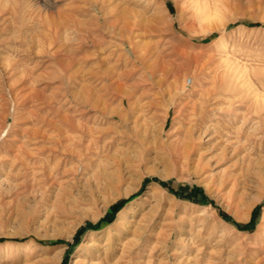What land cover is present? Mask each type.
<instances>
[{"label": "rangeland", "instance_id": "374dc122", "mask_svg": "<svg viewBox=\"0 0 264 264\" xmlns=\"http://www.w3.org/2000/svg\"><path fill=\"white\" fill-rule=\"evenodd\" d=\"M207 1L208 17H194L183 0H22L32 14L35 47L22 61L27 76L16 88L26 90L18 98L9 88L17 78L6 68L24 56L21 24L0 10V163L18 168L25 158L8 151L40 150L28 138L34 131L58 140L62 150L61 174L50 189L31 171H2L0 264H129L130 250L137 264H264V199L248 206L264 185V138L258 137L264 133V0ZM124 95L133 109L125 126L107 114L122 108ZM203 111L210 131L234 130L235 144L244 136L238 132L257 136L241 186L244 202L230 205L227 191L196 158L175 162L165 154L129 197L99 190L102 175L114 173L112 157L135 142L126 134L157 131L164 121L167 132L181 130ZM34 157L36 168L55 162ZM150 186L164 196L163 208L146 220L154 239L131 236L107 258L106 239L119 214L132 211ZM72 205L74 213L64 214ZM175 226L182 228L164 251L162 239ZM90 235L100 257L82 250Z\"/></svg>", "mask_w": 264, "mask_h": 264}, {"label": "bare ground", "instance_id": "6f19581e", "mask_svg": "<svg viewBox=\"0 0 264 264\" xmlns=\"http://www.w3.org/2000/svg\"><path fill=\"white\" fill-rule=\"evenodd\" d=\"M183 1L186 5V8L190 10L192 16L208 17L210 12L208 8L207 0H183ZM20 2H22V0H6L5 2L2 3V6L0 8L1 12H6V13L9 12L12 16H15V19L21 24V28H19V35H18V39H19L18 45L21 48H24V51H23L24 56H22V59L20 62L19 61L13 62L12 60L13 63L8 65L6 68V70L11 75L10 77H12L13 79L17 78L15 82H12V84L9 85L11 92L16 96V98L20 96V93L22 91L26 90L25 87H23V89L21 90H18L16 88V84L18 82H22V80L27 76V72L24 69V64L22 61L25 60V58H27V56H25L27 52L32 51L35 47L34 37L33 35H30L33 29L32 24H34V22L32 21V14L30 11L26 10L24 5L23 7L25 9L21 7ZM150 75L153 76L154 72L151 71ZM216 94H214L213 96H215ZM218 98L219 96L217 95L212 100H217ZM205 103L206 104L211 103V100L209 99L208 103L207 102ZM85 106L92 107V108L95 107L94 105L88 103L87 101L85 103ZM121 107L122 108L118 112L112 111L107 114L109 115V117L118 118V120L122 122L125 126L128 124V121H129L128 117L129 115L132 114V110H133L132 105L129 101V98L126 95L122 97ZM126 107H128V113L124 115L122 111ZM204 108L203 110H205ZM204 113L205 112L203 111L202 114L196 117V119L192 121V124H190L189 127L182 128V129L180 128L181 130H177V131L172 130V132L171 131L167 132L166 125H165L166 121H164V123L161 125V127L157 131L150 130V128L149 129L145 128L146 130L141 133L133 131L131 135L126 134L127 137H129L130 139H133L135 142L132 143L128 141L129 143L126 144L128 148L127 149L124 148L120 150L119 155L115 154L112 157L110 166L115 167L114 173L102 175V179L99 184V186L101 187L99 188V190L100 189L107 190L108 188H110L113 190H117V193L119 195L118 198L129 197L134 192H137V190L141 187L142 182L144 181L146 175H148L149 173H154V168L153 167L149 168L150 164L156 163L158 158L161 155L165 154L167 157H169L170 160L174 159L175 162L179 161L180 159H184L186 162H191L193 158H196V160L198 161L197 165L204 164L205 168L209 169V175L213 179H217L219 181L220 188L227 191L226 198L230 205H233L237 202L239 204L244 202L245 195H246V188L241 187V186L243 184H246L247 182L246 181L247 178L245 174L246 172L250 170L249 167L251 163L253 162V158H251L250 151L254 149V144H253L254 138H256L257 136L255 135V133H251V131L238 132L236 133L237 135L242 134L243 136L244 134V136L242 137L241 140H239V142L235 144L234 141L233 142L231 141L232 139L230 137L234 133L233 132L234 130L232 129H223L221 131L211 130L212 131L211 133V131L209 130L210 127L206 125V122L208 121H207V118L204 117ZM214 113L212 114V116L214 115ZM167 116H168V113H167ZM42 124H44L46 128L47 127L54 128V126H51L52 124L50 122H47V123L42 122ZM258 137L264 138V133L262 134V136L258 135ZM28 138L31 143L32 142L40 143L41 149L36 150L35 152H32V151H29L28 149L25 150V148H22L20 151L16 152V154H14L11 151H8L7 153L12 155V157H16V159H20L21 157L25 159L23 160L24 162L18 168H14V162H12L9 165L8 162L1 161L0 166L3 169L0 170V178L3 177L1 175L3 174L2 171H4V173L6 171L8 172H14V171L18 172L19 171L20 172L22 169H24L27 173L31 171V174L35 178L39 177V179L43 182L44 187H47L48 189H50L57 182L61 174L58 170L59 162H57L56 160V159L60 160L59 159V157L61 156L60 152H62V150L59 151L58 148H56L59 146L58 145L59 141L58 140L55 141L53 137H49L47 136L45 132L43 133L40 131L32 132L31 134H29ZM235 139H236V136H235ZM246 143H250V144L246 146L245 145ZM106 145L107 144H105L104 147ZM91 148L92 146H89L88 152L91 150ZM68 154L72 155V153H68ZM81 154L82 153H80L79 155ZM39 155L51 156L53 158L52 160H55V162H53L51 166L47 165L49 168H46V164L48 161V159H46V161L44 160L43 164L40 165V167L36 168L34 165L38 164L39 162H38V158L34 156H39ZM79 159H83V156L82 158L81 156H79ZM143 169H146L145 173L143 172ZM133 171L136 172L135 174L136 178L133 181L134 184L132 186H128L125 188L129 180L132 178L131 173ZM3 181L4 180H0V190L1 191H4L5 189L3 187V184H4ZM9 188H12V187L9 186ZM152 188L153 187L151 186L149 187V190L146 193L145 199L140 201V203H137L136 207H134V209H131L132 211H124L122 212L121 215L119 214L118 222L117 224L114 225L115 233L109 232L107 239H106L108 241L107 252H106L107 258H110L111 255L114 256V254L117 253L118 246H122L120 244L124 240H129L131 236L137 238V240L145 241L148 243L154 239V234L156 233V230L154 228L149 229L148 224H146L147 223L146 220L147 219L152 220L155 214L158 213L159 208L160 207L163 208L164 196L162 195L161 192H158V191L154 192ZM91 189L92 188L89 189V192L91 191ZM89 196H90V199L95 204L98 202V199L94 196L93 191L89 194ZM263 199H264V185H263V189L259 191V194L255 198L252 199L251 203L248 204L249 208H252L257 203H260L261 201H263ZM145 206L149 207L150 209L148 211L149 213L145 211ZM75 207L77 206L72 205L71 207H68V208L66 207L64 209V214L72 215L74 213V212L72 213L73 211L72 209ZM144 211L148 213L146 216H144L145 215ZM150 216L151 218H148ZM174 217L172 219L174 222H176ZM240 220H242V218ZM262 223H264V212H263V222ZM177 227L182 228L180 226H175V228L172 229L169 235H166L163 237L162 243L164 245V249H165L164 251L167 250L170 240L173 239L175 235V230L177 229ZM177 230H180V229H177ZM263 230H264V226H263ZM180 239L181 238H179V240ZM85 240H89V243L82 245V250L83 248H88L89 251L91 252L97 251L99 253L98 256L100 257L101 250L99 251V249L96 247L98 244L96 245L94 237L90 235ZM181 240H184V239H181ZM124 246H125V243H124ZM129 255L131 257L129 259L130 260L129 264L136 263L134 258L132 257L133 254H131V250L129 251ZM139 255L141 256V254ZM139 258L141 259V257ZM135 259H137L136 261L139 260L138 257ZM180 263H181V260H180ZM79 264H86V263L84 261H81L79 262ZM165 264H168V263H165ZM195 264H202V262H198Z\"/></svg>", "mask_w": 264, "mask_h": 264}]
</instances>
